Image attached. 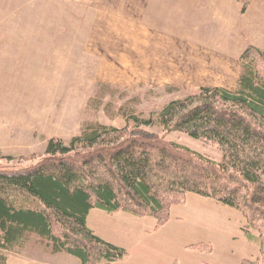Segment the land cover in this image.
I'll return each mask as SVG.
<instances>
[{
	"label": "trees",
	"instance_id": "1",
	"mask_svg": "<svg viewBox=\"0 0 264 264\" xmlns=\"http://www.w3.org/2000/svg\"><path fill=\"white\" fill-rule=\"evenodd\" d=\"M242 10L254 0H237ZM234 90L203 86L173 99L148 118L133 112L121 127L86 123L67 142L51 137L44 154L0 167V249L24 246L30 235L81 264H112L127 250L88 227L98 208L151 215L159 225L187 193L213 198L242 212L245 233L256 230L264 264V48L245 47ZM159 126L162 133L149 130ZM183 132L217 148L220 161L174 143ZM252 237V236H251Z\"/></svg>",
	"mask_w": 264,
	"mask_h": 264
},
{
	"label": "rangeland",
	"instance_id": "2",
	"mask_svg": "<svg viewBox=\"0 0 264 264\" xmlns=\"http://www.w3.org/2000/svg\"><path fill=\"white\" fill-rule=\"evenodd\" d=\"M162 1L89 0L88 28L92 23L98 30L104 29V46L94 50L100 56L88 55L85 60L79 57L80 49L73 48L76 55L58 59L68 62L62 80L0 81V167L31 163L32 159L5 157H38L44 154L51 137L67 142L86 123L121 127L132 112L148 118L173 99L202 87L192 89L195 82L189 80L176 85L162 75L166 67L163 62H168L163 33L171 28L183 29L187 21L189 28L203 29L204 25H199L202 0L183 18L185 10L180 5L179 13H166L163 2L167 0ZM254 34L253 25L247 27L244 41L257 43L260 36ZM179 35L182 39L190 37L184 32ZM102 62L109 68L104 65L103 69ZM234 84L230 81V86ZM148 129L162 133L159 126ZM166 138L213 160L222 158L217 148L183 132L170 133ZM168 212V220L159 225L151 215L94 208L88 227L127 250L125 257L112 264H242L245 259L260 256L258 233L253 229L252 235L245 233L246 218L233 207L189 192ZM0 264H81V260L65 252H53L48 241L32 234L22 247L0 249Z\"/></svg>",
	"mask_w": 264,
	"mask_h": 264
},
{
	"label": "crops",
	"instance_id": "3",
	"mask_svg": "<svg viewBox=\"0 0 264 264\" xmlns=\"http://www.w3.org/2000/svg\"><path fill=\"white\" fill-rule=\"evenodd\" d=\"M197 1L167 0L163 12L179 13L180 5L185 10L183 18L192 5L195 9ZM202 3L199 25H204L203 29H191L187 21L183 29L171 28L163 33L168 62H163L166 67L162 75L176 85L184 80L195 82L192 89L219 86L233 90L241 74L239 59L245 47L260 42L262 45L255 46H264V0H254L245 12L237 0ZM88 4L89 0H0V81L62 80L68 62L58 59L76 55L73 48H79V57L85 60L88 55L100 56L94 50L104 46V29L98 30L92 23L88 28ZM252 25L254 35L260 36L257 43L244 41L246 29ZM181 32L190 37L180 38ZM101 64L104 69V62ZM230 81H235L234 86Z\"/></svg>",
	"mask_w": 264,
	"mask_h": 264
}]
</instances>
